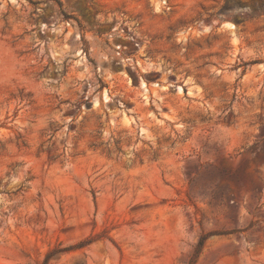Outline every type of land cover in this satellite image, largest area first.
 Returning a JSON list of instances; mask_svg holds the SVG:
<instances>
[{"label": "rangeland", "instance_id": "1", "mask_svg": "<svg viewBox=\"0 0 264 264\" xmlns=\"http://www.w3.org/2000/svg\"><path fill=\"white\" fill-rule=\"evenodd\" d=\"M0 264H264V0H0Z\"/></svg>", "mask_w": 264, "mask_h": 264}]
</instances>
